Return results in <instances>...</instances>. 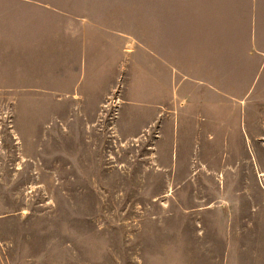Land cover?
<instances>
[{"label":"rangeland","instance_id":"rangeland-1","mask_svg":"<svg viewBox=\"0 0 264 264\" xmlns=\"http://www.w3.org/2000/svg\"><path fill=\"white\" fill-rule=\"evenodd\" d=\"M67 2L0 45V264H264V0Z\"/></svg>","mask_w":264,"mask_h":264},{"label":"crops","instance_id":"crops-1","mask_svg":"<svg viewBox=\"0 0 264 264\" xmlns=\"http://www.w3.org/2000/svg\"><path fill=\"white\" fill-rule=\"evenodd\" d=\"M67 3L72 4L71 0H68ZM54 5L55 0H0V7L3 8V11H0V45L7 46L11 44L13 41L8 38L21 40L23 38H44L60 34V32L56 33L55 29L56 16L70 22V25H74L71 22L84 18L80 17L82 15L79 12L55 13ZM206 34L209 35L208 33ZM3 51L6 52V50ZM95 56L100 58L99 53L95 54ZM79 66L86 67L83 64ZM25 67H47V65L25 64Z\"/></svg>","mask_w":264,"mask_h":264}]
</instances>
